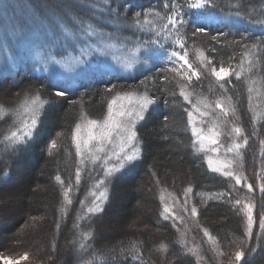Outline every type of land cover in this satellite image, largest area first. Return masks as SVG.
<instances>
[{"label": "snow or ice", "instance_id": "snow-or-ice-1", "mask_svg": "<svg viewBox=\"0 0 264 264\" xmlns=\"http://www.w3.org/2000/svg\"><path fill=\"white\" fill-rule=\"evenodd\" d=\"M2 3L3 0H0V4ZM136 7L132 0H103L102 4L101 0H92L90 3L45 0L36 10L30 11L26 17L13 23L11 28H5L3 36L0 37V53L4 54L0 57L4 60L3 70L13 77L19 75L16 49L27 40H31L32 49L37 50L31 62L32 71L46 74L44 79L55 88L53 101L59 98L67 99L70 93L83 87L77 80L79 75L103 84V93L111 97L107 101V112L103 120L85 118L82 123H77L71 132L75 154L79 158L74 173L75 184L72 183L71 176L67 181L60 174L55 176V180L62 188V215H68L67 206L73 204L71 193L74 186L79 187L82 173L87 172L89 179H92V174L97 172V169L103 172V178L95 180L94 190L90 192L89 198L80 200L79 203L86 217L102 213L105 202L109 199L107 185L111 178L142 155L137 125L146 120L150 108L157 103L159 98L157 94L165 98L166 106L169 98L175 103L182 97L185 103L191 105V110H187V124L193 137V148L199 152L207 149L218 154L216 159L207 156L208 167L219 173L227 182L225 190L215 194L209 193L207 199L224 201L240 215L243 223L241 235L234 236L226 245L213 236L208 228L201 225H197V228L203 232L213 257L219 258L218 264H241L246 255L250 257L256 252L257 247L264 251V139L259 141L262 146V167L250 182L244 171L242 151L243 147L248 145L249 137L236 122V107L225 103V100H230L231 97L223 94L228 92L226 85L231 83L232 77L241 80L247 72V78L253 85L248 88L251 106V94L257 91L254 87L256 81L253 73L256 64L264 56V35L236 33L240 39H234L231 43L241 49V54L239 64L235 68L231 65L225 67L223 62L217 68L204 51L196 50L195 55L200 69L197 71L189 62L188 38L210 37V51L214 53L216 48L211 46V42L220 44L221 39L233 35L230 26L227 32L223 28H214L212 19L202 14V11L210 7H218L214 0H161L159 7L149 6L145 9L141 6L139 10L134 11ZM3 8L7 14L8 5L4 4ZM85 9L87 11H84ZM220 10L223 11V8ZM234 14L264 28V20L254 19L251 12L246 11L242 15L238 10ZM260 14L264 15V11ZM141 67L144 74L139 79V86L143 87V92L122 91L125 87L119 83L122 75L139 73ZM153 69H156L154 74H147ZM202 76L214 77L216 87L222 96L209 101L202 94H197L199 99L193 103L194 93L189 91L192 87L191 82L193 77L199 82ZM158 82L160 86H157ZM20 83L22 81L13 80L15 87H19ZM150 85L156 87V91L151 94ZM164 85L178 88V94ZM44 86L43 83L39 88L29 85L21 92H17L15 95L18 103L14 109H5L0 105V115L8 111L15 116L11 129L3 134L0 141L5 155L16 153L39 131L40 113L45 103L52 102L41 100V89ZM85 94L86 92L81 93L82 96ZM257 96L264 97V91L258 92ZM252 120H257L256 114H253ZM168 123L169 116L164 115L162 127L165 130ZM222 136H227L230 140L227 146L220 144ZM221 147H224L223 158L219 156ZM59 148L57 139H51L47 145L50 155ZM89 164L92 165L91 168ZM8 175L7 172L4 173L5 177ZM257 182L262 194L260 209H257L252 196L255 191L254 184ZM192 192L191 185L184 188L183 202L179 204L178 214L175 208L178 199L171 194L166 197L162 190L160 195L162 211L159 215L164 221H171L178 232H181V228L177 226V222L184 227V231L181 232L183 253L185 256L194 255L199 262L202 260L200 253L203 247L202 244L189 243L185 219L186 217L196 219L199 216L197 204H189V194ZM169 199L172 203H169ZM36 219L32 217L33 221ZM55 227L57 230L60 229L58 220ZM257 227L259 231L254 232ZM254 237L255 246L252 245ZM91 238H93L91 231L83 232L74 245L78 246L79 256H90V259L83 260L82 264H97L96 251L87 243ZM225 247L227 251L224 250ZM141 248L142 245L133 244L129 248H120L118 252L112 249L107 255L112 258L111 264H126L127 258H131L134 264H147ZM160 249L166 251L167 245L161 244ZM120 256H124L125 260H120ZM28 257L29 253L25 251L18 259H5L4 264H20ZM48 259L51 261L50 256ZM99 264H108V261H101ZM162 264H168V261L163 260Z\"/></svg>", "mask_w": 264, "mask_h": 264}, {"label": "trees", "instance_id": "trees-1", "mask_svg": "<svg viewBox=\"0 0 264 264\" xmlns=\"http://www.w3.org/2000/svg\"><path fill=\"white\" fill-rule=\"evenodd\" d=\"M45 0H11L14 7L8 5L7 14L3 6H0V26L2 29L12 26L21 18L26 17L30 11L36 10L38 5ZM76 3H90L92 0H70ZM218 5L202 11L203 15L210 17L214 28H223L225 32L229 26L233 29V35L221 39L220 44L211 42L216 52L210 51V37L197 36L188 38L189 62L198 67L196 50H202L212 63L219 68L223 66L235 68L239 64L241 49L236 48L231 42L239 40L236 34L251 33L256 36L264 35V28L259 24L251 23L246 18L236 16V11L251 12L254 19L264 20V0H214ZM103 2L101 1V4ZM139 10L141 6L147 9L149 6L159 7L161 0H132ZM1 5V4H0ZM223 8V11L220 9ZM79 11V10H76ZM84 11H87L85 9ZM233 13V14H229ZM75 14V13H74ZM217 17V21L215 19ZM229 19V21H227ZM216 21V22H215ZM215 22V23H214ZM219 22V23H217ZM99 27V25H97ZM183 31V30H182ZM191 29L189 28V32ZM213 34H215L213 32ZM1 37L3 33L0 31ZM29 48V46H28ZM30 50V48H29ZM255 54H253V58ZM231 58V59H230ZM159 67V65H158ZM247 64L245 63V68ZM153 69L149 75L154 74ZM45 75L33 74L25 68L19 69V75L13 77L0 73V105L5 109H14L18 103L16 93L21 92L29 85L41 89V100L52 101L45 103L41 115L39 131L34 137L12 155H5L0 144V264L5 259H18L25 251L29 253L26 261L20 264H82L83 260L90 259L89 255L79 256L76 242L83 232L91 231L93 238L87 243L97 254V264L108 261L111 264L110 250L129 248L133 244L142 245L144 260L147 264H162L163 260L168 264H218L219 258H214L209 250L203 232L197 228L201 225L208 228L213 236L222 241L223 245L233 237H239L243 230L240 215L227 203L221 200L207 199V194H215L225 190L227 182L219 173L213 172L207 163V156L216 157V153L197 151L193 148L190 127L187 124V110L191 105L179 98L175 103L169 98L167 106L164 97L158 95L157 103L152 106L146 116V120L137 125V132L142 145V155L137 161L126 165L118 173L114 174L107 185L109 199L105 202L103 212L97 216L86 217L79 201L89 198L93 185L97 178H103V172L97 169L89 179L88 173H82L79 187H73L71 198L73 204L67 206V216H63V197L61 185L55 180L60 174L67 181L72 177L75 184L74 173L79 159L75 154V145L71 139V132L77 123L83 119H102L107 112V101L111 99L103 93V84L95 80H81L83 87H79L69 94L67 99L59 98L53 101L52 95L55 88L44 79ZM248 73H244V79L231 78L229 89L225 95L231 97L225 103L236 107V122L244 129L249 137L248 145L244 146V171L252 179L256 172L261 170L262 146L259 141L264 139V97L258 98L257 93L264 91V56L256 64L253 78L254 87L251 106L249 104L248 88L251 85ZM141 75L131 79L119 80L125 85L122 91L143 92L139 86ZM13 80L20 83L15 87ZM115 82V81H114ZM189 91L193 92L192 101L199 99L197 94H202L209 101H214L222 94L216 87L214 77H201L198 82L195 77L191 82ZM159 85V82L157 84ZM170 91L179 92L178 88L170 85ZM156 91L155 86L150 85V94ZM86 92L85 95L81 93ZM75 101V103H73ZM253 114L257 120L253 121ZM12 113L6 111L0 115V141L12 127ZM169 116L168 128L162 127V117ZM199 119V118H198ZM198 126H200L198 124ZM207 127V125H205ZM256 135H253V133ZM58 133L63 135L58 136ZM167 137V139H165ZM51 139H57L60 148L50 155L47 145ZM230 140L227 136L220 137V144L227 146ZM211 147V146H210ZM224 147L220 148L219 156L223 158ZM89 168L91 165L89 164ZM8 173L7 177L4 173ZM192 186L193 192L189 194V204L196 203L199 216L196 219L186 217L189 243L195 242L201 245L203 250L201 261H197L194 255L185 256L182 249L181 232L172 226L171 221H164L159 213L162 211L160 195L169 194L178 199L176 211L179 214V204L183 202L184 188ZM254 197L257 209H260L262 194L258 188V182L254 184ZM204 197V199H201ZM32 217H36L35 221ZM80 217V219H78ZM60 223V229L55 227L56 221ZM74 225H79L74 227ZM259 231L258 227L254 232ZM53 241L55 249L53 250ZM167 245V250L160 249V245ZM252 245L255 246V237ZM225 251L228 249L225 247ZM51 257L49 261L48 257ZM125 260L124 256L119 257ZM126 264H134L131 258H127ZM241 264H264V251L257 247L256 252L245 257Z\"/></svg>", "mask_w": 264, "mask_h": 264}, {"label": "rangeland", "instance_id": "rangeland-1", "mask_svg": "<svg viewBox=\"0 0 264 264\" xmlns=\"http://www.w3.org/2000/svg\"><path fill=\"white\" fill-rule=\"evenodd\" d=\"M102 2H103V0H101ZM8 3V5H10V3H11V0H3V3L0 5L1 7L5 4V3ZM11 7H14V3H11V5H10ZM217 17H215V19H216ZM216 21H217V19H216ZM215 21V22H216ZM227 21H229V19H227ZM0 22H2V18H0ZM214 22V23H215ZM7 28H8V26H7ZM9 28H11V27H9ZM4 30H5V28L4 29H2V26H0V31L2 32V33H4ZM130 34V33H129ZM0 37H1V35H0ZM28 46H29V48H30V50H29V48H28ZM36 51L37 50H33L32 49V47H31V40L29 39V40H27L22 46H19V47H17V49H16V64H17V67L19 68V69H21V68H25L26 70H29L30 72H32L33 74H37V75H45L46 76V74L45 73H42V72H33L32 71V68H31V62H32V60L35 58V55H36ZM4 54L3 53H0V57H2ZM4 69V60L2 59V58H0V73H2L3 75H10L7 71H4L3 70ZM144 74V72H143V67H141V71L139 72V73H136V72H134V73H132V74H127V73H125V74H123L122 75V77L121 78H123V79H131V78H133V77H136L137 75H143ZM10 76H12V75H10ZM125 79V80H126ZM77 80L79 81V83H81V80H86V81H88L89 80V78H87V77H85V76H83V75H79L78 77H77ZM124 92H130V91H124ZM197 101H196V99L194 100V103H196ZM12 116V123H13V120L15 119V116L12 114L11 115ZM0 117H2V116H0ZM95 120V119H94ZM96 120H98V121H100V120H103V118L102 119H96ZM84 121V119L80 122V123H82ZM210 147V146H209ZM214 159H216V157H213ZM221 158V157H220ZM91 165V164H90ZM91 167H92V165H91ZM102 172V171H101ZM208 195V194H207ZM169 203H172V201H171V199H169ZM175 208H177V206H175Z\"/></svg>", "mask_w": 264, "mask_h": 264}]
</instances>
